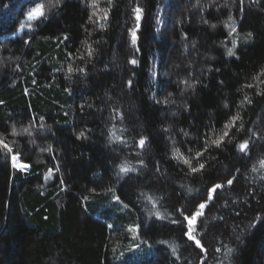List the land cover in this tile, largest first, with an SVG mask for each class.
Masks as SVG:
<instances>
[{
  "label": "trees",
  "instance_id": "obj_1",
  "mask_svg": "<svg viewBox=\"0 0 264 264\" xmlns=\"http://www.w3.org/2000/svg\"><path fill=\"white\" fill-rule=\"evenodd\" d=\"M0 140V264H264V0H0Z\"/></svg>",
  "mask_w": 264,
  "mask_h": 264
},
{
  "label": "snow or ice",
  "instance_id": "obj_2",
  "mask_svg": "<svg viewBox=\"0 0 264 264\" xmlns=\"http://www.w3.org/2000/svg\"><path fill=\"white\" fill-rule=\"evenodd\" d=\"M95 3H96V0H93V4H95ZM44 8H45V6H44L43 4H36L35 7H34L30 12L27 13L28 18H29L30 20H37V19H40V18H46ZM133 11H134V15H135L136 25H135V27L131 30L130 35H131V43H132V45H136V44H137V41H138V35H137V32H138V30H139V28H140V21H141L142 18H143V17H142L143 9H141L140 7H136ZM94 15H95V13H94ZM107 16H108V12H107V10H104L103 19H107ZM99 18H100V17H98V19H99ZM90 19H91V17H90ZM205 23H207V21H205ZM225 24H226V26L230 27V32H231V33H235V32H236V21L232 18L231 15H229V17H228V21L225 22ZM104 26H105V25H104L103 23L100 24V27H104ZM211 27L215 28L216 25L213 24V25H211ZM251 35H252L251 33H248L247 38L250 39V38H251ZM65 39H67V37H65ZM85 43H86V42H85ZM232 44H233V47H235V45H236V41L233 40V41H232ZM227 54H228L229 56H233V55H235V53H234V51H233V48H228V49H227ZM89 55H92V50H91V49H89ZM129 62H130L131 64H133V65H135V64L137 63V61H136L135 59H132V60H130ZM68 71H69V72H72V71H74V69H72L71 67H69V68H68ZM79 71L83 72L84 69L81 68V69H79ZM152 75H153V77H155V76L157 75V73H156L155 71H153ZM129 83H131V82H129ZM226 107H227V105H226ZM238 118H239V116H238V114H237V116L232 117V120L235 121V120H237ZM225 127H226V128H229V127H231V124L226 125ZM13 132H15V130H13ZM83 135H84L83 133H80V136H83ZM227 135H228V133H227V131H225L223 135H220V136H218L216 139L211 140V141H210V144L219 147V146L221 145V143L224 141L225 136H227ZM0 143H3V141L0 140ZM139 144H140L141 146H143V145L145 144V140H144V138H141V139H140ZM4 147H5V149H6L8 152H11V151H12L10 148L7 147V145H4ZM237 149H238L241 153H247V150H248V141H243V142L239 143V144L237 145ZM45 151H51V145H49V147H48L47 149H45ZM195 155H196L197 157H199V156H201V153H200V152H197ZM173 156L182 159L183 162H184L185 164H190V161H189V160L184 159L183 156H181V154H180V150H179V149H175V148L173 149ZM11 159H12L13 164L15 165V164H16V161L19 159V157H18V156H12ZM140 163H142V161H141ZM259 163H260V165H261L262 167H264V159L260 160ZM19 167H21V168H23V169H27V168H28V165L23 164V165H19ZM203 167H204V165L201 164V165H200V168H203ZM119 168H120V172L118 173V175H120V174H126V173L129 172V171H131V172H135V171H136V169H135L134 167H131L130 165H128V164H126V163L120 165ZM57 170H58V169H57ZM49 171L51 172V170H49ZM191 171H192V172H197V171H199V169H197V168H192ZM253 171H255V169H253ZM228 183L231 184V183H232V180H229ZM215 187H216V188H220L221 185H216ZM108 191H109V192H112L113 190L110 188V189H108ZM210 195H211V193H210ZM113 199L119 201L120 198L114 195V196H113ZM148 199H151V197H148ZM125 207H127V205H125ZM204 207H205V204H200V205H199V208H200V209H203ZM201 214H202L201 212H197L195 215H193V216L191 217V219L188 220V224H189V232H188V235H189V238H190V239H193V238H194V237L191 235V233H192V227H191V226H192V224L194 223V221L196 220L197 216H198V215H201ZM156 215L159 216V213H156ZM186 219H187V218H186ZM257 219H260V217L258 216ZM197 245H199V241H197ZM227 251H228V252H231L232 249H228Z\"/></svg>",
  "mask_w": 264,
  "mask_h": 264
},
{
  "label": "rangeland",
  "instance_id": "obj_3",
  "mask_svg": "<svg viewBox=\"0 0 264 264\" xmlns=\"http://www.w3.org/2000/svg\"><path fill=\"white\" fill-rule=\"evenodd\" d=\"M31 10H32V9H31ZM4 144H5V143H2V146H4ZM7 147H8V145H7ZM9 156H10V158H12V156H15V155H13L11 152H9ZM12 164H13V162H12ZM13 165H14V164H13ZM19 165H20V164H19V161L17 160V161H16V164H15L14 166H17V167H18Z\"/></svg>",
  "mask_w": 264,
  "mask_h": 264
}]
</instances>
